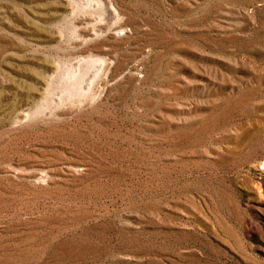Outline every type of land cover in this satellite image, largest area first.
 <instances>
[{"label": "rangeland", "instance_id": "rangeland-1", "mask_svg": "<svg viewBox=\"0 0 264 264\" xmlns=\"http://www.w3.org/2000/svg\"><path fill=\"white\" fill-rule=\"evenodd\" d=\"M0 264H264V0H0Z\"/></svg>", "mask_w": 264, "mask_h": 264}, {"label": "bare ground", "instance_id": "bare-ground-1", "mask_svg": "<svg viewBox=\"0 0 264 264\" xmlns=\"http://www.w3.org/2000/svg\"><path fill=\"white\" fill-rule=\"evenodd\" d=\"M75 76V75H74ZM81 80V79H80Z\"/></svg>", "mask_w": 264, "mask_h": 264}]
</instances>
